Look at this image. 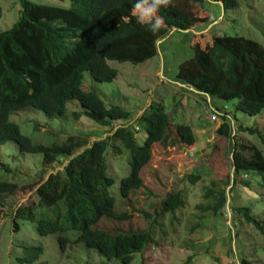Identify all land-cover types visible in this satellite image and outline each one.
I'll use <instances>...</instances> for the list:
<instances>
[{"label":"trees","instance_id":"obj_1","mask_svg":"<svg viewBox=\"0 0 264 264\" xmlns=\"http://www.w3.org/2000/svg\"><path fill=\"white\" fill-rule=\"evenodd\" d=\"M67 1L71 9L20 0L17 21L0 32V149L8 156L11 149L7 144H14L22 157L33 158L37 168L32 176L37 180L23 182L17 178L16 170L0 161V200L36 187L34 204H21L13 210L10 216L13 232H19L20 223L27 221L35 225L39 237L56 235L60 251L68 245L81 244L108 261L131 264L134 255L158 245L151 227L160 228V225L154 218L145 231L137 233L113 235L95 229L102 219L126 221L131 217L115 212L116 202L109 194L114 180L107 173V154L117 157L115 160L126 158L129 173L118 187L119 197L126 199L131 191L142 186L140 173L149 162L151 147L165 144L169 116L161 103L150 104L148 112L138 119V128L145 133L143 143L138 144L134 136L138 131L126 125L131 114L118 106H106L95 92L83 90V74L88 73L96 83H109L117 70L109 67L108 61L140 65L153 59L157 55V43L172 30L184 32L191 28L193 10L204 8L203 0H163L148 21L138 22L135 18L113 23L108 22V17L125 7L132 8L136 0ZM221 4L224 12L230 5L237 7L235 0H223ZM157 21L159 26L152 31L150 25ZM175 78L207 97L223 102L236 100L234 110L242 114L264 113V48L251 39L222 35L213 36L203 49L194 45L192 57L178 67ZM27 109L42 113L50 121L66 119L68 128L70 122L84 117L92 125L106 127L110 132L90 143L87 136L76 133L64 137L51 133V142L33 143L9 119ZM226 117L228 110L223 111L222 123L215 133L232 140L234 183L229 193L237 183L250 185L237 180L238 174L258 179L264 188V155L254 145L246 149V155L242 154L243 146L236 144L233 125L225 122ZM113 124L116 128L111 131ZM64 128L68 129L58 126L55 134ZM244 129L245 133L256 132V129ZM175 134L176 143L186 147L195 144L194 131L189 126L176 125ZM46 170L55 173L43 179ZM203 177L198 172L185 176V180L194 184ZM202 198L203 205L198 206L206 214L202 219L208 214L213 218L222 216L229 200L225 189L214 182L205 188ZM182 206L179 194L174 193L165 200L161 214H173ZM229 209L264 238L262 221L248 207L229 205ZM69 232L76 234L72 241L67 240ZM20 248L18 264H43L39 262L43 254L40 245L27 244ZM237 264H252V261L240 260Z\"/></svg>","mask_w":264,"mask_h":264},{"label":"rangeland","instance_id":"obj_2","mask_svg":"<svg viewBox=\"0 0 264 264\" xmlns=\"http://www.w3.org/2000/svg\"><path fill=\"white\" fill-rule=\"evenodd\" d=\"M29 1L35 5L71 9L67 0ZM222 1L203 0L204 8L193 10L191 28L184 32L172 30L157 43V55L153 59L140 65L108 61V66L117 70L111 82L96 83L88 73L83 74V90L95 92L106 106H118L131 114L126 125H132L138 131L134 135L138 144H142L145 138L144 131L138 128V119L148 112L150 104L161 103L169 116L170 126L165 144H154L151 147L149 162L140 173L142 186L131 191L126 199H121L118 193L120 180L129 173L126 158L115 160L117 157L110 152L107 154V173L114 180L109 194L115 199V212L129 214L131 217L126 221L102 219L95 229L113 235L137 233L145 231L154 218L160 225V228L155 225L151 227L158 245L148 247L143 254L134 255L131 264H237L240 260L249 259L252 264H264L263 236L251 225L237 219L229 209V205L246 206L264 226V188L258 179L250 178L248 174H238L237 180L250 185L244 187L237 183L232 193H229L234 183L232 140L216 135L215 131L222 120L216 123L211 119L210 105L221 111L228 110L225 122L233 125L235 142L243 146L241 153L244 155L251 145L264 155V113L256 116L242 114L234 110L236 100L223 102L207 97L177 82L175 78L178 67L192 57L193 46L199 45L203 49L213 36L243 37L264 48V0H235L237 7L230 5L225 12ZM19 2L0 0V32L11 28L17 21ZM119 12L111 14L108 22L133 21L142 15L139 12L133 15V7H125ZM152 14L140 20L148 21L153 17ZM72 105H69V109ZM9 119L33 143L51 142V133L58 137L83 134L90 143L104 138L110 132L106 127L92 125L84 117L70 122L68 128V120L50 121L42 113L31 109L16 112ZM176 125L192 128L195 136L193 146L186 147L175 142ZM58 126H67L68 129L64 128L55 134ZM112 127L111 131L116 125ZM244 128L256 129V132L245 133L242 131ZM7 147L11 149V154L7 156L0 149V161L16 170L17 178L23 179V182L36 181L37 178L32 177L37 171L33 158L29 155L22 157L14 144L8 143ZM198 172H202L205 177L194 184L185 180V176L197 175ZM50 173L55 171L46 170L43 179ZM212 182L225 189L229 200L222 216L213 218L208 214L202 219L206 214L201 213L198 206L203 205V193ZM35 190L36 187L25 189L24 193L0 200V264H18L20 246L27 244L42 247L43 254L39 262L43 264H120L115 260L108 261L81 244L68 245L60 251L56 235L39 237L35 225L27 221L20 223L19 232H13L10 221L13 210L21 204L29 203L32 206L36 200ZM174 193L179 194L183 206L173 214H161L165 200ZM66 237L72 241L76 234L69 232Z\"/></svg>","mask_w":264,"mask_h":264},{"label":"clouds","instance_id":"obj_3","mask_svg":"<svg viewBox=\"0 0 264 264\" xmlns=\"http://www.w3.org/2000/svg\"><path fill=\"white\" fill-rule=\"evenodd\" d=\"M161 3H163V0H136V2L133 5V15H136L137 12L142 14L141 16L137 17L138 22H139V20L142 17H146L150 15L151 13H153ZM158 26H159V21H157L155 24H151L150 29L152 31H156ZM208 100L210 99L208 98ZM210 108H212L211 105H210Z\"/></svg>","mask_w":264,"mask_h":264},{"label":"built area","instance_id":"obj_4","mask_svg":"<svg viewBox=\"0 0 264 264\" xmlns=\"http://www.w3.org/2000/svg\"><path fill=\"white\" fill-rule=\"evenodd\" d=\"M210 113H211V119H213L216 123L221 122L223 117V111L212 107L210 108Z\"/></svg>","mask_w":264,"mask_h":264}]
</instances>
